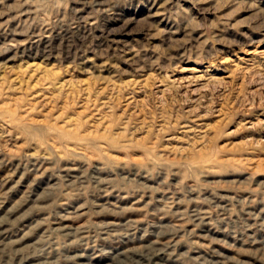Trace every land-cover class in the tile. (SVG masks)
<instances>
[{
	"label": "rangeland",
	"instance_id": "374dc122",
	"mask_svg": "<svg viewBox=\"0 0 264 264\" xmlns=\"http://www.w3.org/2000/svg\"><path fill=\"white\" fill-rule=\"evenodd\" d=\"M0 264H264V0H0Z\"/></svg>",
	"mask_w": 264,
	"mask_h": 264
}]
</instances>
